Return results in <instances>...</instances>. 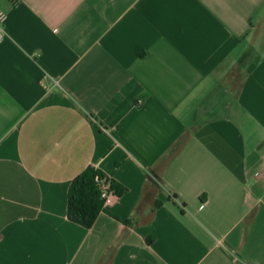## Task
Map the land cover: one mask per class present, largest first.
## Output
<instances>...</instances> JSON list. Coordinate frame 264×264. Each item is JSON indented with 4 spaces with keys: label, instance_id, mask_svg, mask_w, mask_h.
Instances as JSON below:
<instances>
[{
    "label": "crops",
    "instance_id": "crops-1",
    "mask_svg": "<svg viewBox=\"0 0 264 264\" xmlns=\"http://www.w3.org/2000/svg\"><path fill=\"white\" fill-rule=\"evenodd\" d=\"M0 11V264H264V0ZM89 166L125 188L92 229Z\"/></svg>",
    "mask_w": 264,
    "mask_h": 264
},
{
    "label": "trees",
    "instance_id": "trees-1",
    "mask_svg": "<svg viewBox=\"0 0 264 264\" xmlns=\"http://www.w3.org/2000/svg\"><path fill=\"white\" fill-rule=\"evenodd\" d=\"M103 186L116 194L125 188L99 168L89 166L71 183L68 194V218L70 221L92 229L99 216L105 211L102 198ZM159 205V204H157Z\"/></svg>",
    "mask_w": 264,
    "mask_h": 264
},
{
    "label": "built area",
    "instance_id": "built-area-1",
    "mask_svg": "<svg viewBox=\"0 0 264 264\" xmlns=\"http://www.w3.org/2000/svg\"><path fill=\"white\" fill-rule=\"evenodd\" d=\"M5 21L6 14L3 11H0V40L6 35ZM259 176H264V171L260 172ZM102 198L105 200V207L113 205L117 201L116 193L109 191L108 186H103Z\"/></svg>",
    "mask_w": 264,
    "mask_h": 264
}]
</instances>
